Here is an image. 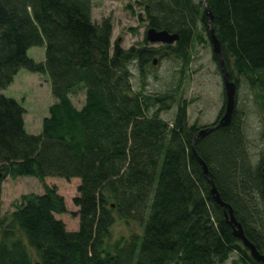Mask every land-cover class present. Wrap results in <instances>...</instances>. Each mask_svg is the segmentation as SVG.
I'll list each match as a JSON object with an SVG mask.
<instances>
[{"label":"trees","instance_id":"obj_1","mask_svg":"<svg viewBox=\"0 0 264 264\" xmlns=\"http://www.w3.org/2000/svg\"><path fill=\"white\" fill-rule=\"evenodd\" d=\"M207 2L237 91L241 77L264 89V0ZM92 9L93 0H0V192L7 177L80 179L76 231L56 217L68 210L54 187L24 194L10 216L0 209V264H264L209 182L264 253V150L255 160L237 104L229 125L194 140L203 127L189 123L187 102L145 92L146 67L162 49L113 42L111 21L94 22ZM146 12L150 27L180 34L177 54L189 56L198 21L211 42L200 0H149ZM32 47L45 48L44 61ZM22 69L47 75L55 98L38 134L4 93ZM175 106L171 121L162 117ZM117 219L141 222L143 234L112 242Z\"/></svg>","mask_w":264,"mask_h":264},{"label":"rangeland","instance_id":"obj_2","mask_svg":"<svg viewBox=\"0 0 264 264\" xmlns=\"http://www.w3.org/2000/svg\"><path fill=\"white\" fill-rule=\"evenodd\" d=\"M148 2L149 0H93L92 19L97 23L109 19L113 25V42L118 41L124 48L143 45L147 40L149 44L145 45L162 49L146 67V93L155 95L170 92L175 94L177 104L187 102L190 124L209 127L218 123L226 111L223 74L214 59L213 45L205 30L203 31L201 22L198 21L197 25L201 36L191 43L187 52L189 56L178 53V57L174 50L177 41L166 44L152 43L147 39V30L150 27L146 12ZM168 45L171 47L163 48ZM28 54L36 62L45 60L44 47H32ZM154 59H157L156 63ZM133 73L132 82L134 88L138 89L143 83L141 74L136 67H133ZM4 93L16 98L26 109V130L33 134L40 133L43 120L49 114V107L55 102L48 76L22 69ZM72 98L78 107L83 105L84 95H75ZM236 104L243 117L250 152L257 160L264 150V89L253 86L248 79L241 77ZM175 110L176 106L162 112V117L171 121ZM79 184V178L66 180L48 177L42 183L35 177H7L1 182L2 216H10L16 209L15 203H20L24 194H43L46 187H54L64 197L68 210L56 217L66 224L68 230L76 231L79 228V217L75 216V212L79 208L74 199L78 196ZM111 234L112 242L133 234L142 235L143 225L135 220L117 219L111 228Z\"/></svg>","mask_w":264,"mask_h":264},{"label":"water","instance_id":"obj_3","mask_svg":"<svg viewBox=\"0 0 264 264\" xmlns=\"http://www.w3.org/2000/svg\"><path fill=\"white\" fill-rule=\"evenodd\" d=\"M205 6V12L208 16H210V21H209V27H210V40L213 45V52L214 54L218 57L221 71L223 74V80H224V87H225V94H226V111L225 114L222 116V118L219 120L218 123H216L214 126H209V127H203L195 136L194 140H196L198 137L205 136L212 132L214 129L217 127H222V126H227L231 123L233 113L236 108V93H237V85L235 81L231 80V74L228 68L226 67L225 60L223 58L222 50H221V43L220 40L218 39L215 30L212 26V11L210 9V6L207 2V0H201ZM180 38L179 33H172L169 32L166 29H157L155 27H149L147 30V39L152 42H161V43H166V44H172L175 41H178ZM157 62V59H154V63ZM195 151V149H194ZM196 152V151H195ZM199 162L202 164L205 176L207 178L209 175V168L206 162L196 153ZM3 175L0 173V181L2 179ZM209 182L212 184V193L215 196V200L221 204L224 207H228L229 211L227 212V217L229 219L230 224L234 226V234L242 239L243 243L245 246H247L250 249V253L252 257L257 260L261 261L264 263V253H261L256 245L251 242L247 236L245 235L244 228L242 224L236 219L234 216L233 209L230 204L226 203L222 197L220 196V193L218 192L214 181L212 179H209Z\"/></svg>","mask_w":264,"mask_h":264},{"label":"bare ground","instance_id":"obj_4","mask_svg":"<svg viewBox=\"0 0 264 264\" xmlns=\"http://www.w3.org/2000/svg\"><path fill=\"white\" fill-rule=\"evenodd\" d=\"M217 123V122H216Z\"/></svg>","mask_w":264,"mask_h":264}]
</instances>
